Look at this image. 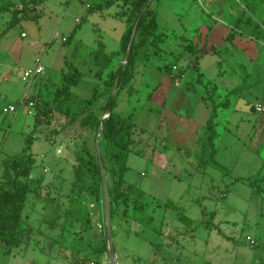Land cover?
Segmentation results:
<instances>
[{"label": "rangeland", "instance_id": "374dc122", "mask_svg": "<svg viewBox=\"0 0 264 264\" xmlns=\"http://www.w3.org/2000/svg\"><path fill=\"white\" fill-rule=\"evenodd\" d=\"M133 1L44 0L34 10L40 19L10 27L11 13L0 15V179L3 159L21 152L31 134L32 176L43 177L32 181L24 209L34 230L19 245L0 241V264H112L103 176L84 164L89 154L104 163L117 264H264V112L255 109L264 103V34L233 29L245 10L240 0L148 1L165 35L162 50L139 52L115 111H134L125 181L144 191L149 224L133 219L131 197L115 201L110 194L119 172L102 137L97 145L100 130L80 119L63 128L65 117L54 112L33 131L35 108L21 101L40 92L52 100L69 62L83 74L73 91L90 97L99 90L103 98L91 108L100 121L106 118L115 85L105 87L103 80L126 62L121 55L112 65H96L95 54L99 42L108 52L120 48L121 12L131 14ZM38 60L45 72L24 80ZM11 104L20 107L17 114L5 112ZM78 167L75 186L83 195L72 193ZM71 196H83L88 212L72 209ZM168 199L193 223L181 222L165 206Z\"/></svg>", "mask_w": 264, "mask_h": 264}, {"label": "trees", "instance_id": "16d2710c", "mask_svg": "<svg viewBox=\"0 0 264 264\" xmlns=\"http://www.w3.org/2000/svg\"><path fill=\"white\" fill-rule=\"evenodd\" d=\"M149 0H136L131 3V14L121 12V18L125 20V31L121 37V45L118 50L108 52L105 50V44L99 42L97 53L95 54L96 65L99 63L115 62L116 58L123 55L125 57L130 45L133 28L139 19L138 27L134 40L130 46V57L126 66H120L116 72H109L104 81L105 87H114L115 81L118 78V92L114 97L112 103V110L110 115L102 121V139L107 145L108 152L116 162L119 175L114 181V186L110 188V194L113 193L115 201L131 197L133 200V219L138 222L149 224L152 216L149 214L148 203L145 201V193L140 186L135 183H126L125 173L129 169L128 154L131 151L133 143V135L136 129L134 121V111L129 114H120L115 111L118 96L120 91L129 85L134 78V68L139 52L145 49L144 55L149 53V46H153L155 52L161 53L165 37L164 33L159 29L158 17L155 12L150 9ZM245 10L242 11L236 18L233 29H240L241 34H245L249 29H257L264 34V0H240ZM44 0H0V15L4 13H11V19L8 26H12L19 22L21 19H40L41 13H34V10L43 4ZM125 3V1H124ZM256 14L257 19L253 18L250 14ZM130 14V15H129ZM134 15V16H133ZM132 22V24H130ZM233 37L234 35H230ZM1 38V37H0ZM197 62V60H196ZM197 65V64H196ZM172 65H167V70L172 72ZM69 70L65 67L61 69L59 77V85L56 86L53 92V99H46L40 92L32 97H27V103L33 101L34 113V129L50 122L54 112H57L61 117H65L66 122L63 128L74 123L80 119V124L87 128H94L100 130V118L98 113L92 109L102 97L99 90L95 89L90 97L80 96L73 91V87L78 86L83 79V74L79 67L74 62L68 63ZM108 69V68H107ZM99 71L97 72V74ZM198 79H201L199 73ZM240 87L236 90L240 91ZM111 97L109 96L105 109H107ZM205 100V97H204ZM227 106L228 102L222 103ZM87 110H90L85 116H82ZM216 112L212 111L208 119L209 127L213 126L212 120ZM214 134L211 135L213 137ZM34 135L31 134L26 138V145L21 152L15 155H9L3 159L4 171L0 179V241L8 245H19L28 240L30 234L33 232L34 227L25 221L24 209L32 191L31 183L33 180H42L43 177H33L32 169L36 165L37 158L33 154L32 146ZM107 150L106 148H104ZM86 151L87 149L84 148ZM77 160L83 161L82 157ZM88 163L84 164L90 168L94 174L102 177L101 165L99 158L94 159L92 154L88 155ZM74 186L72 193L75 195L82 193L84 189H79L75 186L81 180V171L75 169ZM92 172V173H93ZM126 184V188L123 186ZM82 191V192H81ZM83 195V193H82ZM72 209L79 208L83 212H88L87 205L83 196H71ZM165 206L172 208L177 212V218L185 223L192 224L193 219L181 211L178 204L168 199ZM214 216V213H210ZM213 222H207V227H212ZM80 264H97L94 261H79Z\"/></svg>", "mask_w": 264, "mask_h": 264}, {"label": "water", "instance_id": "95a60500", "mask_svg": "<svg viewBox=\"0 0 264 264\" xmlns=\"http://www.w3.org/2000/svg\"><path fill=\"white\" fill-rule=\"evenodd\" d=\"M138 22H139V19L138 21L136 22V24L134 25V28H133V33H132V37H131V41H130V45H129V48L127 50V53L124 57V61L127 63L129 61V57H130V46L134 40V36L136 34V31H137V27H138ZM118 78H119V74L117 76V79L115 81V91L110 99V102H109V105L106 109V118L110 115L111 113V110H112V103H113V100H114V95L115 93L118 91V88H117V85H118ZM105 118L103 117L100 121V133H99V138L97 140V145L99 146L100 145V138L102 137V127H101V124H102V121L104 120ZM100 158V165H101V170H102V176H103V181H104V192H105V197H106V201H105V207H106V218H107V230H108V246H109V251H110V257H111V263L112 264H117V261H116V252H115V247H114V238H113V226H112V221H111V216H110V210H109V198H108V181H107V176H106V172H105V167H104V163L102 161V157L101 155L99 156Z\"/></svg>", "mask_w": 264, "mask_h": 264}, {"label": "built area", "instance_id": "2783aa9c", "mask_svg": "<svg viewBox=\"0 0 264 264\" xmlns=\"http://www.w3.org/2000/svg\"><path fill=\"white\" fill-rule=\"evenodd\" d=\"M23 36H25V33L22 34ZM66 40V38H64ZM45 72V67L44 65L41 63V60H38V64L36 66V68L34 70L32 69H27L23 72V79L24 80H28L30 77H36L39 74H43ZM22 104L27 103V96H25L23 98V100L21 101ZM21 104V105H22ZM20 105V106H21ZM27 105L29 107H33V101H29L27 103ZM20 107L18 105L15 104H11L8 106V108H5V112L7 113H13V114H17L19 112ZM255 109L257 112H264V103H257L255 104Z\"/></svg>", "mask_w": 264, "mask_h": 264}]
</instances>
